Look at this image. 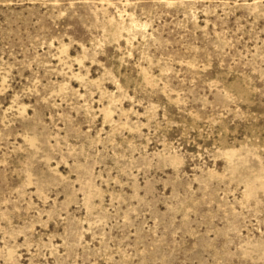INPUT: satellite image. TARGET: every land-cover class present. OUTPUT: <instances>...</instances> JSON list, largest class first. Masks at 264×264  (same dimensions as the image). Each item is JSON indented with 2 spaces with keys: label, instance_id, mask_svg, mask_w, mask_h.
Returning <instances> with one entry per match:
<instances>
[{
  "label": "rangeland",
  "instance_id": "rangeland-1",
  "mask_svg": "<svg viewBox=\"0 0 264 264\" xmlns=\"http://www.w3.org/2000/svg\"><path fill=\"white\" fill-rule=\"evenodd\" d=\"M0 264H264V0H0Z\"/></svg>",
  "mask_w": 264,
  "mask_h": 264
}]
</instances>
